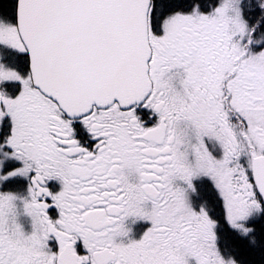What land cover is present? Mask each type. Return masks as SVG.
I'll use <instances>...</instances> for the list:
<instances>
[{
	"label": "snow or ice",
	"instance_id": "obj_1",
	"mask_svg": "<svg viewBox=\"0 0 264 264\" xmlns=\"http://www.w3.org/2000/svg\"><path fill=\"white\" fill-rule=\"evenodd\" d=\"M0 264H264V0H0Z\"/></svg>",
	"mask_w": 264,
	"mask_h": 264
}]
</instances>
